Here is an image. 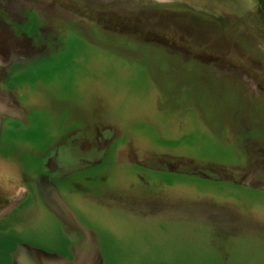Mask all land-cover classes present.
<instances>
[{"label":"rangeland","instance_id":"obj_1","mask_svg":"<svg viewBox=\"0 0 264 264\" xmlns=\"http://www.w3.org/2000/svg\"><path fill=\"white\" fill-rule=\"evenodd\" d=\"M258 6L0 0V220L17 210L0 264L20 245L66 264H264ZM27 39L48 54H10ZM99 127L107 155L54 184L59 218L14 160Z\"/></svg>","mask_w":264,"mask_h":264},{"label":"flooded vegetation","instance_id":"obj_2","mask_svg":"<svg viewBox=\"0 0 264 264\" xmlns=\"http://www.w3.org/2000/svg\"><path fill=\"white\" fill-rule=\"evenodd\" d=\"M22 18H20L19 20H21ZM27 42H28L27 48L14 47L12 49L13 53L10 54L21 57L25 55V53H27V50L32 52L44 51L46 52V55L48 54L47 49L44 48L39 49L34 46H31V40L29 39H27ZM28 60H30V58L25 60V62ZM22 62L25 64L24 61ZM250 102L255 103L257 106H259V108H264V106H261L260 104L261 100L256 102L255 99H250ZM111 136L112 135H110L109 131L105 130L103 127H99L98 130L96 131L95 138L93 139V143L91 145L89 144L90 146L89 145L85 146L84 143L85 140L87 139V136L82 131L77 130L70 137H68L66 141H64V139H61L59 140V142L54 143L51 147H49L46 150V153L40 159L36 158V155L34 154H30L31 156L29 157L30 159L20 160L19 158H16L14 161H16V164L20 166L25 173L24 175L25 183H27L28 186L33 187L35 189V192H37L38 194L36 195L37 196L36 199L32 198L33 201L36 202L38 205L43 204L39 198V193L37 190V185L39 183L43 182L45 186L48 187L49 185H54L58 182H62V181L64 182L74 174L84 173L87 168H91L98 161H101L102 157L107 155L105 154L107 153L106 148L109 138H111ZM5 152L8 151L5 150ZM5 152H0V157L11 159L9 155L4 154ZM85 154L90 157L88 160L83 158L81 159V156ZM160 162L161 163L159 165H163V164L165 165L169 163L166 160H160ZM156 171L159 172L162 171V169L159 168ZM25 206H27V204H25L22 207ZM16 211L17 210H15L14 212ZM14 212L8 214L6 217L0 220V235H4V233L6 232L7 227H4L3 225L6 224L9 225L12 216L14 215ZM1 227H3V229H1ZM9 227H10V231L8 230L9 231L8 235L13 230L17 229L14 226H9ZM13 256L14 255L11 256V264H13Z\"/></svg>","mask_w":264,"mask_h":264},{"label":"water","instance_id":"obj_3","mask_svg":"<svg viewBox=\"0 0 264 264\" xmlns=\"http://www.w3.org/2000/svg\"><path fill=\"white\" fill-rule=\"evenodd\" d=\"M39 198L45 207L59 218L67 219L68 211L64 207L54 185L39 183L37 185ZM13 264H66L61 259L47 255L40 250L30 249L26 245H20L13 256Z\"/></svg>","mask_w":264,"mask_h":264},{"label":"trees","instance_id":"obj_4","mask_svg":"<svg viewBox=\"0 0 264 264\" xmlns=\"http://www.w3.org/2000/svg\"><path fill=\"white\" fill-rule=\"evenodd\" d=\"M258 12L264 22V0H259Z\"/></svg>","mask_w":264,"mask_h":264},{"label":"bare ground","instance_id":"obj_5","mask_svg":"<svg viewBox=\"0 0 264 264\" xmlns=\"http://www.w3.org/2000/svg\"><path fill=\"white\" fill-rule=\"evenodd\" d=\"M0 187H1V185H0ZM3 189H5V188H3Z\"/></svg>","mask_w":264,"mask_h":264}]
</instances>
